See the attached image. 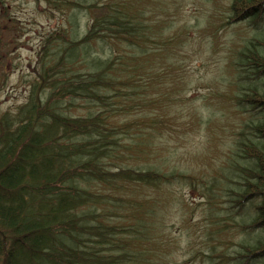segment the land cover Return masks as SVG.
Here are the masks:
<instances>
[{
  "label": "trees",
  "instance_id": "obj_1",
  "mask_svg": "<svg viewBox=\"0 0 264 264\" xmlns=\"http://www.w3.org/2000/svg\"><path fill=\"white\" fill-rule=\"evenodd\" d=\"M46 2L69 26L45 48L14 123H0V264H167L160 202L175 185L202 204L192 198L191 221L199 210L203 226L189 230L203 241L186 264H264V0H230L208 18L238 39L223 92L232 121L219 118L231 135L211 171L170 161L168 114L153 107L165 92L151 90H164L180 61L171 21L155 8L146 23L140 0ZM71 5L98 11L82 38ZM12 20L0 15V30Z\"/></svg>",
  "mask_w": 264,
  "mask_h": 264
},
{
  "label": "rangeland",
  "instance_id": "obj_2",
  "mask_svg": "<svg viewBox=\"0 0 264 264\" xmlns=\"http://www.w3.org/2000/svg\"><path fill=\"white\" fill-rule=\"evenodd\" d=\"M229 3L230 0H140L139 10L144 12L146 23L156 22L151 18L156 8L157 19L164 17L166 21H171V28L174 27L167 34L181 35V44L172 48V53L180 60L176 72L164 76V90L151 92L157 97L165 92V101L153 107L168 114V117L165 115L166 122L163 125L166 126L163 130H172V136L165 137L170 161L185 169L189 162L192 169L198 166L197 171L213 170L221 153L226 150L223 145L226 138H230L227 135L232 124L225 125L219 118L227 115L228 122L232 121L233 115L229 114L232 112L230 98L223 92L227 87L224 81L233 74L229 52L236 50L238 39L234 40L235 26L227 30L216 28L217 25L212 29L208 26V18L213 20L220 17L223 7L226 8ZM162 5L169 12L168 16L161 15L165 12L160 7ZM51 6L53 4L46 0H0V15L6 13L9 18L12 17L11 23L14 25L9 29H6L7 24L3 25L5 29L0 30V123L4 119L14 123L19 109L30 98L32 83L43 68L40 61L45 48L51 47L52 38L56 37V32L62 26H69L67 13L53 11L49 9ZM74 13L77 18L71 20ZM97 13V10L88 12V8L71 5L68 17L75 24L73 29L80 28L78 38L84 36L85 25ZM199 31L203 32L200 38L188 36L189 32ZM211 41L218 44L213 47ZM167 61L172 69L177 67L175 58ZM187 189L175 185L164 191L167 199H161L160 202L162 219L169 224L161 239L170 243L168 253L174 252V256L166 260L167 264L192 262L195 260L194 248L202 246L203 239L199 238V232L189 230L190 227H196L198 222L203 226V219L199 217L202 204H197L200 199L190 196ZM174 192L177 199L171 202L169 198ZM145 193L153 195L151 192ZM192 198L195 199L193 204L196 209H199V220L195 223L191 221L195 211L190 213Z\"/></svg>",
  "mask_w": 264,
  "mask_h": 264
}]
</instances>
